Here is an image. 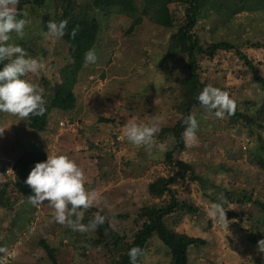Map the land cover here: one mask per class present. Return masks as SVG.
I'll use <instances>...</instances> for the list:
<instances>
[{"label":"rangeland","instance_id":"rangeland-1","mask_svg":"<svg viewBox=\"0 0 264 264\" xmlns=\"http://www.w3.org/2000/svg\"><path fill=\"white\" fill-rule=\"evenodd\" d=\"M76 1L80 10L98 14L103 27L94 49L97 60L87 64L75 86L77 106L71 112L53 111L43 132L30 128L33 117L0 112V129H4L0 160L10 168L14 156L33 148L49 155H66L82 168L85 188L102 197L100 205L86 210L88 220L82 223L99 214L106 218L104 224L109 229L131 238L137 229L134 218L138 210L168 201L166 197L153 198L148 186L171 175L165 156L174 141L169 136L160 139V131L172 127L181 117L176 105L187 70L183 62L167 59L175 28L161 27L144 18L129 34L131 15L93 10L87 8L86 0ZM21 18L26 20L24 35L18 37L13 32L9 42L46 62L47 72L23 77L42 89L46 98L61 82V72L69 61L61 38L46 36L47 23L55 18V0L41 8L26 7ZM179 20L183 22L182 15ZM195 33L205 44L220 40L250 42L243 52L264 76V13L229 15L219 4L209 3L208 13ZM200 67L202 81L226 92L241 111L247 102L259 101L264 95L250 69L234 53L223 52L213 60L203 58ZM193 116L197 120L195 142L186 143L175 157L194 164L203 181L177 180L172 187L181 200L199 210L196 214L177 212L166 223L179 233L205 240L203 246L190 249V264H264V253L258 248V241L264 239V173L251 159L259 145L257 134L264 140V131L251 132L243 123H230L227 117L217 118L204 108L196 109ZM129 120L159 127L152 148H138L126 140L123 128ZM2 172L0 169V180L5 182ZM8 191L11 209L0 206V264H51L42 241L55 248L60 264L116 261L105 244L108 230L101 229L102 225L95 231H73L66 224L52 221L54 210L47 202L33 206L12 185ZM245 198L252 201L240 203ZM212 203L226 204L227 224H218L207 215ZM140 264H170V255L153 238Z\"/></svg>","mask_w":264,"mask_h":264},{"label":"trees","instance_id":"trees-1","mask_svg":"<svg viewBox=\"0 0 264 264\" xmlns=\"http://www.w3.org/2000/svg\"><path fill=\"white\" fill-rule=\"evenodd\" d=\"M48 1L20 0L17 8L23 15L26 7L41 8ZM86 2L87 8L90 7L93 10H103L105 13L117 10L131 15L133 19L127 30L129 34L143 23L144 18H149L161 27L176 29L170 35L167 59H173V62H183L187 70L186 77L182 80L180 100L176 105L181 117L172 127H165L160 131V139L163 136H169V140L174 141L173 148L165 156V163L172 172L170 176L158 178L148 186V192L153 198L162 199L166 197L168 201L140 208L134 218L137 229L131 238L125 235L121 236L116 231L109 229L108 224H103L101 229L108 230L106 231L107 241L105 244L108 251L116 255L117 259L113 264H130L128 251L133 247L142 250V255L138 257L136 262V264H140L147 255L153 238H157L169 253L170 264H190V249L203 246L205 240L171 229L166 220L177 212L196 214L199 210L181 200L177 190L172 186L177 180L203 181L197 175L194 164L175 157L177 152L186 148L183 137L184 119L189 114L193 116L196 109H206L197 100L198 94L205 87H208L201 79V60L203 58L213 60L223 52L234 53L250 69L255 83L264 94V76L248 55L243 52V48L250 45V42L239 41L237 43L231 40H220L205 44L202 38L195 33V29L200 20L208 13L209 3L219 4L229 15H236L242 12L264 13V0H86ZM138 2L141 3V7ZM79 7L76 0H55L54 22L67 21L65 34L61 40L67 47L69 61L61 72V82L55 84L49 97L43 96L45 113L30 119L29 126L36 132L46 130L53 111L71 112L76 108L78 98L75 94V86L80 73L88 64L84 61V54L89 49L94 50L97 47L99 37L102 34L103 27L99 15H91L86 9L80 10ZM180 15H182L183 22L180 21L181 19L179 20ZM73 29H75L74 35ZM252 46L260 47L258 44ZM208 111L214 114V110ZM225 117L229 119L230 123H243L251 132L255 129L264 131V95L259 101L247 102L246 109L243 111L235 106L234 112L231 115L225 114ZM103 121L110 122L107 119H103ZM257 135L259 145L257 152L253 154L251 159L264 173V140L261 134L258 133ZM46 158L47 154L42 149L33 148L14 156L10 168L0 160V164H2L0 169L7 179L5 182L0 180V206L8 210L12 207V198L8 191L10 185L28 200V197L33 193L24 181L35 163L42 162ZM8 171L9 173H7ZM228 198H230L229 195ZM242 201L252 200L245 198L240 200V203H244ZM255 203L263 206L258 201ZM85 212L86 210H84L83 221L87 222L89 214L85 215ZM40 244L50 263L60 264L55 248L44 241Z\"/></svg>","mask_w":264,"mask_h":264},{"label":"clouds","instance_id":"clouds-1","mask_svg":"<svg viewBox=\"0 0 264 264\" xmlns=\"http://www.w3.org/2000/svg\"><path fill=\"white\" fill-rule=\"evenodd\" d=\"M20 0H0V112L9 113L20 118L41 116L45 113V100L42 89L24 79L27 74L47 72L46 62L41 58L28 56L19 44L10 43V34L23 37L26 20L17 5ZM67 21L47 23L46 36L62 38L65 34ZM75 29H73V35ZM97 55L93 49L84 54L86 63H95ZM199 103L208 110H214L217 118L231 115L235 110V102L229 95L215 87H205L197 96ZM185 125L183 137L185 143L195 142L197 120L189 114L183 121ZM156 124L137 123L129 120L123 128V136L135 147L152 148L154 136L159 132ZM4 129H0V135ZM163 147L161 146V149ZM32 195L28 201L33 206L47 202L52 208V221L67 225L78 232L95 231L103 225L106 218L97 214L87 224L82 223L84 210L98 206L102 197L96 191L85 188V176L81 167L66 155H49L46 160L35 163L25 181ZM227 208L222 203H212L207 215L218 224H227ZM259 251L264 253V239L258 241ZM2 251V249H0ZM142 250L133 247L128 251L130 264H136Z\"/></svg>","mask_w":264,"mask_h":264},{"label":"built area","instance_id":"built-area-1","mask_svg":"<svg viewBox=\"0 0 264 264\" xmlns=\"http://www.w3.org/2000/svg\"><path fill=\"white\" fill-rule=\"evenodd\" d=\"M64 125V123H62V126Z\"/></svg>","mask_w":264,"mask_h":264}]
</instances>
